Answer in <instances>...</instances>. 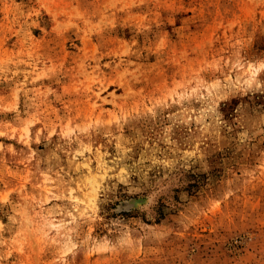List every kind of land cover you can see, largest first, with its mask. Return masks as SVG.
<instances>
[{
  "label": "rangeland",
  "instance_id": "1",
  "mask_svg": "<svg viewBox=\"0 0 264 264\" xmlns=\"http://www.w3.org/2000/svg\"><path fill=\"white\" fill-rule=\"evenodd\" d=\"M0 264H264V0H0Z\"/></svg>",
  "mask_w": 264,
  "mask_h": 264
}]
</instances>
